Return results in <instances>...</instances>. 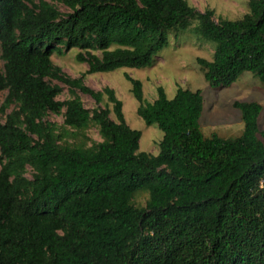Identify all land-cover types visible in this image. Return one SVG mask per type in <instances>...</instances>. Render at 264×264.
I'll use <instances>...</instances> for the list:
<instances>
[{"label":"trees","instance_id":"1","mask_svg":"<svg viewBox=\"0 0 264 264\" xmlns=\"http://www.w3.org/2000/svg\"><path fill=\"white\" fill-rule=\"evenodd\" d=\"M186 30L213 44L211 60L195 59L208 87L246 72L264 94V0H247L232 21L186 0H0V264H264L261 106L234 102L241 134L204 137L200 91L177 87L167 99L156 87L146 102L124 75L136 115L162 133L151 155L138 151L140 132L114 92L82 82L151 67L169 34ZM71 49L86 66L78 78L49 59ZM48 81L106 103L58 101ZM91 128L98 142L86 137Z\"/></svg>","mask_w":264,"mask_h":264},{"label":"rangeland","instance_id":"2","mask_svg":"<svg viewBox=\"0 0 264 264\" xmlns=\"http://www.w3.org/2000/svg\"><path fill=\"white\" fill-rule=\"evenodd\" d=\"M49 2V0H46ZM198 12L210 9L214 12V18L220 17L226 20L239 19L247 13V0H186ZM60 13L68 12L61 5L53 4ZM213 44L197 37L186 30L176 37L172 33L167 37V45L159 51L153 65L145 69L120 68L108 73H96L84 75L83 84L93 91H100L104 87L110 88L121 103V112L125 124L131 129L140 132L138 151L156 155L157 144L162 138V133L155 125L146 126L136 115L137 103L130 94V85L124 75L136 79L141 83L142 98L146 102H152L156 98V87L163 89L167 99H171L177 87L190 91H200L202 97V112L199 118V129L204 137L212 134L220 138H234L241 134L242 123L239 112L233 108L234 102H255L261 106L257 120L258 130L264 132V94L259 82L249 73H243L228 87L210 88L203 81L201 73L195 63L196 58L211 60ZM76 49H71L61 56L52 54L50 62L60 68L61 72L69 78H78L86 70L84 64L75 62ZM1 69V62H0ZM50 85L60 88L56 97L58 101H64L76 96L80 99L85 109L91 110L106 103L105 98L101 104L96 105L93 100L78 90L69 92L67 86L57 81H48ZM3 94L0 97L2 101ZM109 118L114 120L111 112V104H107ZM9 110H7L8 112ZM1 119V118H0ZM47 121L60 124L59 116L48 115ZM86 137L98 142L96 131L91 128L86 131ZM264 144V138L261 139ZM87 145H89L87 143ZM31 171L26 168L25 177L30 178ZM146 199L144 193L134 196L133 202L137 207H143Z\"/></svg>","mask_w":264,"mask_h":264}]
</instances>
